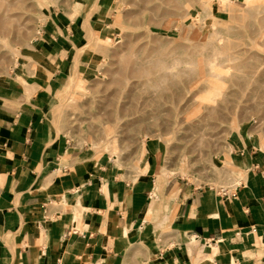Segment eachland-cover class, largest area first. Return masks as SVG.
Segmentation results:
<instances>
[{"label":"rangeland","instance_id":"rangeland-1","mask_svg":"<svg viewBox=\"0 0 264 264\" xmlns=\"http://www.w3.org/2000/svg\"><path fill=\"white\" fill-rule=\"evenodd\" d=\"M10 1L0 79L29 58L51 16L71 20L84 8L95 19L108 10L111 35L101 37L100 25L84 39L83 50L97 57L93 76L71 78L52 112L76 149L112 160L126 182L162 180L171 199L198 188L232 191L241 181L233 154L250 140L264 149V0Z\"/></svg>","mask_w":264,"mask_h":264},{"label":"crops","instance_id":"crops-1","mask_svg":"<svg viewBox=\"0 0 264 264\" xmlns=\"http://www.w3.org/2000/svg\"><path fill=\"white\" fill-rule=\"evenodd\" d=\"M79 10L51 16L29 58L0 79V264H264L256 141L233 154L241 181L232 191L171 199L162 180L126 182L112 160L58 131L53 97L71 78L93 76L97 57L83 49L98 26L111 35L107 9L95 19Z\"/></svg>","mask_w":264,"mask_h":264},{"label":"bare ground","instance_id":"bare-ground-1","mask_svg":"<svg viewBox=\"0 0 264 264\" xmlns=\"http://www.w3.org/2000/svg\"><path fill=\"white\" fill-rule=\"evenodd\" d=\"M204 1H205V0H204ZM220 1H221V2H225V0H220ZM229 2H230V1H229ZM186 4H187V3H186ZM220 5H221V4H220ZM224 5H225V4H224ZM93 6H94V5H93ZM183 6H184V5H183ZM185 6L189 7L188 5H185ZM185 6H184V7H185ZM245 8H246V7H245ZM12 10H13V7H12V4H11V1H10V0H0V29H1L0 31H1V34H2L3 36H2L1 34H0V35H1L2 37H4V35L6 34V33L3 34V31L6 30L7 22H8L10 19H12V18L14 17V16L11 15ZM186 10H187V8H186ZM14 15H15V14H14ZM263 18H264V17H263ZM117 19H118V18H117ZM149 20H150V19H149ZM261 21H264V19L261 20ZM221 22H222V21H221ZM86 24H87V20H86ZM87 25H88V24H87ZM192 25H193V24H192ZM193 26H194V25H193ZM88 27H89V26H88ZM180 28H182V27H180ZM2 30H3V31H2ZM90 31H91V30H90ZM6 32L8 33V31H6ZM223 32H224V31H223ZM91 33H92V32H91ZM120 33H121V32H120ZM222 34H223V33H222ZM222 34H221V35H222ZM225 34H228V33H225ZM93 35H94V34L92 33V35H91L90 38H89V41H91ZM219 35H220V34H219ZM219 35H218V37H219ZM216 37H217V36H216ZM221 38H222V37H221ZM96 40H97V42H98V41L100 42L99 37H96ZM218 40H219V39H218ZM221 40H222V39H221ZM212 41H213V40H212ZM209 42H211V41H209ZM221 42H222V41H221ZM213 43H214V41H213ZM222 44H223V43H222ZM224 45H225V44H224ZM224 45H223V46H224ZM218 46H219V45H218ZM209 47H210V46H209ZM220 47L222 48V46H220ZM139 48H140V47H139ZM137 49H138V48H137ZM137 49H136V50H137ZM140 49H141V48H140ZM224 49H225V48H224ZM226 49H227V48H226ZM212 50H214V49H212ZM139 51H140V50H139ZM224 51H225V50H224ZM175 54H176V53H175ZM134 55H137V54H134ZM199 55H200V54H199ZM132 56H133V55H132ZM146 56H147V55H146ZM173 56H174V54H173ZM173 56H172V57H173ZM175 56H176V55H175ZM215 56H216V55H215ZM133 57H134V56H133ZM201 57H202V56H201ZM213 57H214V56H213ZM216 57H218V56H216ZM127 58H129V57H127ZM176 58H177V57H176ZM199 58H200V57H199ZM202 58H203V57H202ZM208 58H209V56H208ZM121 59H122V58H121ZM121 59H120V60H121ZM131 59H132V58H131ZM138 59H139V58H138ZM197 59H198V58H197ZM205 59H206V57H205ZM125 60H126V57H125ZM125 60H124V61H125ZM129 60H130V59H129ZM132 60H134V59H132ZM121 61H122V60H121ZM136 61H137V60H136ZM176 61H177V60H176ZM195 61H196V60H195ZM205 61H206V60H205ZM209 61H211V60H208V62H209ZM228 61H229V60H228ZM130 62H131V60H130ZM202 62H203V59H202ZM124 63H125V62H124ZM167 63H168V62H167ZM169 63L174 64L173 61H172V62H169ZM191 63H192V62H191ZM212 63H213V62H212ZM122 64H123V63H122ZM155 64H156V63H155ZM165 64H166V63H165ZM209 64H210V63H209ZM125 65H127V64L125 63ZM125 65H124V66H125ZM177 65H178V64H177ZM223 65H224V64H223ZM138 66H139V65H138ZM138 66H137V67H138ZM158 66H159V65H158ZM158 66H157V67H158ZM166 66H167V65H166ZM163 67H164V66H163ZM175 67H176V66H175ZM178 67H179V66H178ZM124 68H125V67H124ZM124 68H123V69H124ZM154 68L156 69V71H158L157 68H156L155 66H154ZM166 68H167V67H166ZM171 68H174V66L171 67ZM171 68H170V69H171ZM215 68H217V67H215ZM215 68H213V69H215ZM218 68H220V70L222 69L221 67H218ZM144 69H145V68H144ZM150 69H151V68H150ZM155 69H154V70H155ZM164 69H165V67L163 68V70H164ZM168 69H169V68H168ZM176 69H177V68H176ZM225 69H228V70H229L228 67L225 68ZM147 70H149V69H147ZM160 70H161V69H160ZM160 70H159V71H160ZM163 70H162V71H163ZM202 70H203V69H202ZM202 70H201V71H202ZM231 70H232V69H230V71H231ZM198 71H199V70H198ZM149 72H150V70H149ZM149 72H148V73H149ZM160 72H161V71H160ZM168 72H169V71H168ZM214 72H215V71H214ZM244 72H245V71H244ZM140 73H141V72H140ZM170 73H171V72H170ZM175 73H176V72H175ZM198 73L201 74V73H203V71H202L201 73H200V72H198ZM204 73H205V72H204ZM223 73H224V72H223ZM255 73H257V72H255ZM141 74H142V73H141ZM143 74H144V73H143ZM146 74H147V73H146ZM151 74H152V73H151ZM228 74H229V72H228ZM245 74H246V73H245ZM138 75H139V77H140V74H138ZM149 75H150V73L148 74V76H149ZM176 75H177V73H176ZM240 75H242V74L240 73ZM246 75H247V74H246ZM246 75H245V77H246ZM248 75H249V74H248ZM250 75H251V74H250ZM250 75H249V76H250ZM128 76H129V75H128ZM148 76H147V77H148ZM151 76H152V75H151ZM151 76H150V77H151ZM243 76H244V75H243ZM243 76H242V77H243ZM134 77H135V76H134ZM142 77H144V76H141V78H142ZM255 77H257V76H255ZM214 78H215V77H214ZM127 79H128V78H127ZM151 79L153 80V78H151ZM210 79H211V78H210ZM212 79H213V78H212ZM217 79H218V77H217ZM220 79H221V77H220ZM148 80H149V79H148ZM173 80H174V79H173ZM213 80H214V79H213ZM213 80H212V81H213ZM244 80H245V78H244ZM219 81H220V80H219ZM222 81H223V80H222ZM246 82H248V81H246ZM255 82H257V81H255ZM207 83H209L208 86L211 85L210 82H207ZM214 83H216V82H213L211 86L215 85ZM225 83H226V82H225ZM130 84H131V83H130ZM251 84H254V83H251ZM154 85H155V84H154ZM216 85H218V87L220 86V85L217 84V83H216ZM216 85H215V86H216ZM249 85H250V84H249ZM192 86H193V85H192ZM205 87H207V85H206ZM213 87H214V86H213ZM216 87H217V86H216ZM216 87H214V88H216ZM190 88H191V87H190ZM219 88H220V87H219ZM202 89H203V88H202ZM207 91H208V90H207ZM214 91H215V90H214ZM220 91H221V90H220ZM204 92H205V91H204ZM215 92H217V91H215ZM217 94H218V93H217ZM220 94H222V93H220ZM197 95H198V94H197ZM199 95H200V94H199ZM106 96H107V95H106ZM106 96H105V97H106ZM201 96H202V95H201ZM229 98H230V97H229ZM103 99H104V98H102V100H103ZM100 100H101V99H100ZM110 100H111V99H110ZM211 101H212V100H211ZM226 102H227V100H226ZM228 102H229V101H228ZM231 103H232V102H230V104H231ZM203 104H204V103H203ZM203 104H202V105H203ZM212 104H213V103H212ZM226 105H227V104H226ZM228 105H229V104H228ZM203 106H205V105H203ZM218 107H219V106H217V110H218ZM200 108H201V106H200ZM203 108H205V107H203ZM211 108H212V107H211ZM58 109H59V108H58ZM206 109H207V106H206ZM214 109H215V108L212 109V110H213V113L215 112ZM221 109H222V108H221ZM221 109H220V110H221ZM203 110H204V109H203ZM207 110H209V109H207ZM227 111H228V110H227ZM202 112H203V111H202ZM209 112H210V111H209ZM203 113H204V112H203ZM205 113H206V112H205ZM210 113H211V112H210ZM206 116H207V115H206ZM212 116H213V115H212ZM218 126H219V125H218ZM215 127H217V125H216Z\"/></svg>","mask_w":264,"mask_h":264}]
</instances>
